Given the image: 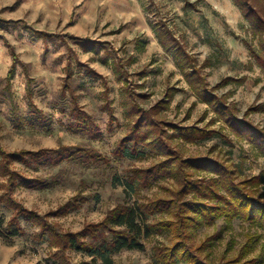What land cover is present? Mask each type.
Returning <instances> with one entry per match:
<instances>
[{
  "label": "rangeland",
  "instance_id": "obj_1",
  "mask_svg": "<svg viewBox=\"0 0 264 264\" xmlns=\"http://www.w3.org/2000/svg\"><path fill=\"white\" fill-rule=\"evenodd\" d=\"M87 41L91 48L96 43L97 51L83 48ZM263 43L233 0H0V146L6 153L48 150L47 157L53 160L68 154L58 150L62 147L95 153L93 159L78 154L59 166L47 163L48 158L39 164H13L12 169L25 177L51 183L47 189L18 188L14 198L43 216L67 206L65 215L48 217L63 233H77L103 221L128 197L125 187L134 171L166 160L160 150L147 146L136 154L130 145L125 156L117 152L140 116L135 105L151 110L165 129L164 139L184 159L218 161L235 171L237 183L264 176L262 144L237 136L202 102L178 57L183 51L186 73L199 75L196 85L207 83L208 91L221 97L235 118L264 131V69L256 58L263 54ZM14 65L15 76L9 82ZM68 70L73 91L65 87ZM72 93L79 109L94 120L99 138L72 127ZM42 116L45 124L37 121ZM28 117L34 119L33 125ZM180 127L215 133L197 143L170 139ZM198 177L213 175L202 173L193 179ZM6 183L0 178V196ZM176 189L175 180L163 179L142 190L141 197L170 198ZM256 196L264 199V183ZM13 215V210L0 207L5 222ZM168 217L172 216L161 219ZM219 233L222 239L214 240L206 253L211 264L234 260L250 238L247 260L264 264V233L240 219L231 226L220 220L213 227L196 228L193 243L199 246ZM171 243L168 232L155 234L145 241L143 251H124L114 257V264H160L154 246ZM55 251L32 238H0V264H52ZM68 256L73 264L90 261L83 253L69 251Z\"/></svg>",
  "mask_w": 264,
  "mask_h": 264
},
{
  "label": "trees",
  "instance_id": "obj_2",
  "mask_svg": "<svg viewBox=\"0 0 264 264\" xmlns=\"http://www.w3.org/2000/svg\"><path fill=\"white\" fill-rule=\"evenodd\" d=\"M250 23L254 35L264 40V0H233ZM44 38H52V35L38 32ZM75 39V38H74ZM163 39V38H162ZM173 42V41H172ZM175 42V41H174ZM82 44V43H81ZM92 42L82 44L86 50H95L96 43L91 48ZM171 47L168 48V50ZM178 52L177 49L174 53ZM181 51L178 56L180 68L189 79L190 85L196 89L202 102L210 105L214 112L223 117L229 127L237 136H244L250 142L261 143L264 152V131L234 117L231 109L221 97L208 91L207 83L195 84L197 73H186V57ZM178 54V55H179ZM264 54V43H263ZM257 54V62L264 69V56ZM262 62V64H261ZM113 63V62H112ZM119 63L115 65L118 70ZM14 65L8 74L10 82L15 76ZM72 70H68L65 87L74 90ZM88 73L96 75V72L88 68ZM31 92L28 97L31 99ZM74 103L72 116L75 119L73 128L90 134L93 139L99 138L98 127L87 113L82 112L77 104V97L72 93ZM140 115L134 123L130 134L119 144L117 152L122 156L129 152L127 146H131V153H138V148L147 146L158 154L166 157V160L157 163L149 169L134 171V177H130L125 192L128 197L112 209L100 223L87 224L83 230L77 233H63L57 223L50 222L48 217L65 215L67 206L58 209L49 216H43L36 211L25 208L13 196L14 191L21 187L49 188L51 183L46 179L28 178L12 169L13 164L24 165L39 164L42 158H48V162L59 166L64 160H72L78 154H85L86 159L95 157L94 151L78 148L70 151L69 147H62L67 155L60 153V158L47 157L48 150L40 152L19 151L6 153L0 146V178L7 179L4 185V193L0 196V207L8 212L14 211L13 217L8 221L0 216V238L12 240L17 238H32L36 243H47L51 249H55L52 255V264H73L68 256L69 251L83 253L90 261L81 264H114V257L124 251H143L145 241L153 235L168 232L172 236L170 245L154 246V257L160 264H211L206 254L214 243L221 240L222 233L210 237L199 246L193 243V230L199 227H213L224 220L231 226L235 219L250 223L260 228L264 233V199L256 196L259 187L264 183V176H257L243 182H236L235 171L224 164L209 158L184 159L179 152L174 150L164 139L165 129L160 127V121H155L151 110L146 111L135 105ZM45 124L44 116L38 120ZM28 122L34 124V119L28 117ZM177 129V128H176ZM145 130L143 133H141ZM179 132L170 137L175 140L181 138L190 143H197L209 139L215 132L200 129L198 127H180ZM153 138V139H151ZM57 150V151H58ZM125 156V155H124ZM209 173L212 178L193 179L195 175ZM175 180L177 189L171 192L170 198L145 199L141 197V191L148 189L152 184L161 180ZM136 200L132 201L131 198ZM170 215L168 219H161ZM32 231V232H31ZM252 238L246 244L234 260L224 264H262L263 260H247L252 251Z\"/></svg>",
  "mask_w": 264,
  "mask_h": 264
}]
</instances>
